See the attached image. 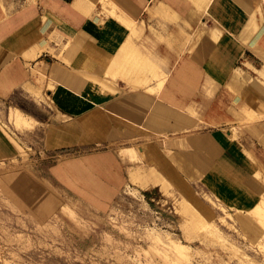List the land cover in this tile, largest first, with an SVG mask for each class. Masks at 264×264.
<instances>
[{
	"label": "crops",
	"instance_id": "crops-1",
	"mask_svg": "<svg viewBox=\"0 0 264 264\" xmlns=\"http://www.w3.org/2000/svg\"><path fill=\"white\" fill-rule=\"evenodd\" d=\"M110 1L145 24L134 42L165 76L160 89L156 79L150 83L154 93L132 89L118 72L106 76L131 30L103 2L84 12L77 0H0V164L26 153L17 139L40 135L50 179L93 209L88 202L111 209L124 192L133 196L130 169L147 158L187 197L195 190L179 171L193 174L201 163L225 171L240 165L242 182L264 191L256 176L264 166V32L257 33L264 1ZM203 24L209 31L199 44ZM17 110L32 123L18 125ZM234 130L245 151L233 148L236 160L214 164L205 154L226 153ZM169 153L183 155L185 165Z\"/></svg>",
	"mask_w": 264,
	"mask_h": 264
},
{
	"label": "rangeland",
	"instance_id": "rangeland-1",
	"mask_svg": "<svg viewBox=\"0 0 264 264\" xmlns=\"http://www.w3.org/2000/svg\"><path fill=\"white\" fill-rule=\"evenodd\" d=\"M263 32L259 25L258 35ZM17 140L26 153L0 164V264H264V230L253 225L262 222L260 212L238 200V189L259 198L261 207L264 191L242 182L240 165L219 180L207 163L196 164L193 174L179 171L209 207L205 215L148 158L130 169L134 197L124 192L111 209L107 203L88 202L95 210L50 179L43 137ZM240 141L234 130L226 135V153L205 156L216 165L224 156L236 160L231 150L246 149ZM157 183L161 189H154Z\"/></svg>",
	"mask_w": 264,
	"mask_h": 264
},
{
	"label": "bare ground",
	"instance_id": "bare-ground-1",
	"mask_svg": "<svg viewBox=\"0 0 264 264\" xmlns=\"http://www.w3.org/2000/svg\"><path fill=\"white\" fill-rule=\"evenodd\" d=\"M97 1H101L105 5H107L106 9H108V14L110 16H113V17L119 19L122 23H124L131 30V36L128 38V41L122 46V48L120 47L121 49L119 51V54L116 57L112 58L109 69L105 73L106 76L107 75L110 76V74H111L112 76L116 77V74H114V73L118 72V74H120V76L124 77V79L129 84L132 85V89L144 88L146 91L154 93L156 91V88L151 86L150 83L156 79L158 81L157 89H160L163 85L164 80H165L164 79L165 76H163V74H162L163 72L161 73L159 71V69L156 67V65H154L149 59H147L144 55H142L135 47L134 40L138 39L141 36V34L143 33V31L145 30L144 22H142V24H144V26H143V28H141L139 26L138 22H136L133 19H131L130 17H128L125 14V12H122L123 10L121 11L110 0H77V7L82 8L83 11L85 12L86 9L89 7V5L95 6ZM194 1H195V3H197V2L202 3L206 0H194ZM204 25L205 24H203L201 26V32L200 33L198 32L199 35L197 37H198V43L199 44H201V40L204 38V36H206V35H204L205 31H207V32L209 31L208 28H206ZM219 32H221L219 29H215L213 34H219ZM195 42H196V40H195ZM97 70H98V67H97L96 71ZM92 74H94V73H92ZM96 76H98V75H96ZM36 77L38 78V81H40L41 79H43L45 77V75L41 72H37ZM91 78L95 79L94 77H91ZM113 80L114 79H111V81H113ZM25 87L32 94H34V96L39 98V96H40L39 87L34 86L30 82L26 83ZM50 87H52V86H50ZM249 112H251V111L248 110V113ZM248 119H250V118H248ZM15 122L18 125H26L27 126V125H30L32 123V119L27 117L26 115H24L19 110H17L15 112ZM137 154L140 156L141 159H143V157L141 156V154L139 152ZM169 157L171 160L173 159V161L179 165H181V162L186 161V158L181 154L177 155V154L169 153ZM198 161H200V160H198ZM208 166H209V169L213 171L212 176H214L216 178V180H219V178H221L223 176V173L225 172L224 169L220 168L219 166H210V165H208ZM256 176L263 180L264 179V171H262V170L258 171ZM238 190H240V192L238 194V200H241L246 208L256 207L257 211L260 212L259 214L262 218V222H260V223L259 222L258 223L253 222V225H255L258 232H262L264 230V207H261L260 204H258V203L256 204V201H258L260 199L259 198L258 199L257 198L252 199L251 197L248 196V194L246 193V190L241 189L240 187ZM212 193L214 194V192H212ZM189 197L194 198L193 205L202 214L205 215L207 213L209 207L206 204H204V202L201 200V198H199L197 195L192 194ZM215 197L218 198V196H215ZM239 213H242V210H239ZM243 214L245 215V217L248 216V214H245V213H243ZM175 243L179 248L186 249L185 246L179 244L178 242L175 241ZM261 248L264 249V246Z\"/></svg>",
	"mask_w": 264,
	"mask_h": 264
}]
</instances>
